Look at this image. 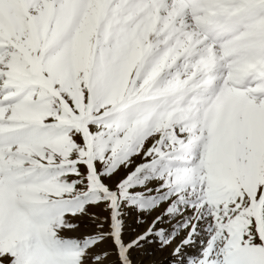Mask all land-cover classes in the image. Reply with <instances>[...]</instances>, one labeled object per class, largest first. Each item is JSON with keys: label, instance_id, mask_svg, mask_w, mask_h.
Listing matches in <instances>:
<instances>
[{"label": "snow or ice", "instance_id": "obj_1", "mask_svg": "<svg viewBox=\"0 0 264 264\" xmlns=\"http://www.w3.org/2000/svg\"><path fill=\"white\" fill-rule=\"evenodd\" d=\"M133 163L211 218L189 264H264V0H0V264H83L77 185Z\"/></svg>", "mask_w": 264, "mask_h": 264}, {"label": "rangeland", "instance_id": "obj_2", "mask_svg": "<svg viewBox=\"0 0 264 264\" xmlns=\"http://www.w3.org/2000/svg\"><path fill=\"white\" fill-rule=\"evenodd\" d=\"M136 162H139L138 158ZM135 167L136 163H133L126 169L122 167L118 173L100 176L102 187L93 189L88 179H85L83 185H77L85 192L76 201L83 211L75 216H65L68 223L77 224L78 227L64 229L62 234L79 249L87 250L83 264H96L93 256L100 257L99 264H119L118 248L121 252H128L132 264H189L190 259L201 255L209 241L206 229L211 218L204 217L197 222L196 209L190 203L180 205L179 212L164 215L172 201L165 199L166 190L158 191L163 181L156 178V172L148 170L124 185ZM105 188L107 191H104ZM112 195L116 197L115 208L112 207ZM175 199L173 196L172 200ZM190 199L194 202L195 198ZM156 216H162V219L152 234L147 235L138 246L128 249L127 246L137 236L146 234ZM185 224H189V227L185 228ZM192 224H196V233L191 242L185 244L178 255H172V249L190 231ZM174 233H178L176 239L164 247V241ZM117 240L120 241L119 245L116 244ZM105 252L108 253L106 258L102 255Z\"/></svg>", "mask_w": 264, "mask_h": 264}]
</instances>
